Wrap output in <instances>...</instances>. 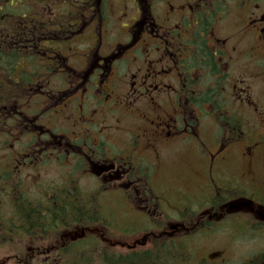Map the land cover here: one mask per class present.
<instances>
[{
    "label": "flooded vegetation",
    "instance_id": "af4514ba",
    "mask_svg": "<svg viewBox=\"0 0 264 264\" xmlns=\"http://www.w3.org/2000/svg\"><path fill=\"white\" fill-rule=\"evenodd\" d=\"M57 9L64 42L0 89V245L264 264V0Z\"/></svg>",
    "mask_w": 264,
    "mask_h": 264
},
{
    "label": "trees",
    "instance_id": "16d2710c",
    "mask_svg": "<svg viewBox=\"0 0 264 264\" xmlns=\"http://www.w3.org/2000/svg\"><path fill=\"white\" fill-rule=\"evenodd\" d=\"M60 2L61 0H0V88L10 85L9 76L13 75L23 59L29 57L30 54L26 56L24 50L26 37L33 38L35 33L32 31L38 29L39 33V29L45 27L49 22L46 11L56 8ZM35 36L38 37L36 34ZM31 59L34 60L35 56ZM21 76L26 78L25 73H21ZM41 239L45 238L34 236L35 241L41 242ZM2 248L5 249L3 245ZM154 260L149 254L146 255L145 261ZM145 261L142 262L146 264Z\"/></svg>",
    "mask_w": 264,
    "mask_h": 264
},
{
    "label": "rangeland",
    "instance_id": "374dc122",
    "mask_svg": "<svg viewBox=\"0 0 264 264\" xmlns=\"http://www.w3.org/2000/svg\"><path fill=\"white\" fill-rule=\"evenodd\" d=\"M58 44V43H57ZM41 48V47H40ZM53 48V47H52ZM84 50V49H86L85 48V46L84 45H80L79 46V50ZM61 83H60V81H59V79H56V78H54L53 79V82H52V86H59ZM34 243L36 244V245H39V246H46V245H49V246H51L52 244H55L56 243V241L55 240H50V241H41V242H38V240H34ZM5 259H6V255H2V258H0V262L2 263V262H4L5 261ZM46 259H44V261H45ZM37 262H39L38 260H37ZM10 264H12V263H10ZM75 264H81L80 263V261L79 262H77V263H75Z\"/></svg>",
    "mask_w": 264,
    "mask_h": 264
}]
</instances>
